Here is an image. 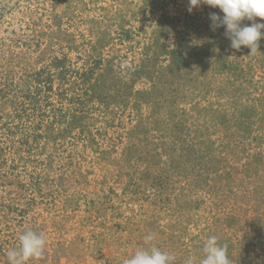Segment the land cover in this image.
<instances>
[{
	"label": "rangeland",
	"instance_id": "rangeland-1",
	"mask_svg": "<svg viewBox=\"0 0 264 264\" xmlns=\"http://www.w3.org/2000/svg\"><path fill=\"white\" fill-rule=\"evenodd\" d=\"M213 12L224 15L189 12L188 0H0V83L32 84L57 56L94 68L87 86L55 81L51 100L68 117L42 120L31 154L8 149L23 133L0 137V264L28 229L47 245L27 264H123L149 233L175 264H200L212 235L230 264H264V38L253 55L233 49ZM79 93L75 110L64 97ZM13 94L0 100L5 118ZM238 107L256 113L240 138ZM152 172L173 181L167 191Z\"/></svg>",
	"mask_w": 264,
	"mask_h": 264
},
{
	"label": "trees",
	"instance_id": "trees-1",
	"mask_svg": "<svg viewBox=\"0 0 264 264\" xmlns=\"http://www.w3.org/2000/svg\"><path fill=\"white\" fill-rule=\"evenodd\" d=\"M176 58L179 59V57ZM261 63H264V60H261ZM262 66L264 68V64ZM224 68L226 70H232L236 72L234 74V76L236 75V78H234L231 82L232 84L235 83V81H237V74L241 75L239 71L237 72L236 64H231L228 62V65L225 66ZM250 72L251 71H247V73ZM93 73H94V68L85 69L83 67L81 68L75 67L72 65L71 61L68 60L67 56H63V57L57 56L51 61L50 64H47L40 70L30 75L32 84L30 83L19 86L18 83H15L14 79L11 81L0 83V100L8 98L9 93L13 91H14L13 94L14 97H15V93H17L14 109L10 113L8 112V117L5 118V116H3L0 113V137H2V135L4 136L7 135L8 137H10L13 136L14 134H17L18 132L23 133V135H20L18 137V139L13 140L14 145L12 147H8L10 152L12 153L15 152L16 154H18V150L20 149L19 146L25 145L27 146L26 147L27 152L31 154L33 150L32 144L35 143L38 145V143H40V140L44 139L46 135V133L43 131L42 120H47L46 122L51 121V123L55 127L57 125L55 121H58L61 118L67 120L66 118L68 117L67 116L68 112H63L62 107L56 106V104L51 100V93L55 91L54 83L56 80H58L59 83L62 84L63 83L68 84L71 80L74 81L80 80L82 85L87 86V84H89L93 79L92 77ZM82 92L84 95H88L86 89H84ZM80 96L81 93L68 98L66 96L64 98L68 100L70 106H74L75 110H78L77 108L79 107L78 105L77 106L75 105V102L80 104L82 107L85 104V102L80 98ZM49 106H51V108H49ZM0 107H1V101H0ZM255 114L256 113L253 109L252 110L246 109V107H244L241 110L238 107L237 111L236 109L235 111H233V115L231 114L232 116L229 119L230 121L232 120V123L237 128L238 131V135H236L237 138H240L239 131H241V133H247L250 131V129H252L253 125L250 119L253 120ZM223 116H224L223 118H225L227 115H223ZM2 130H5L6 132L3 134ZM242 136L244 139L245 137H247V135L245 136L242 135ZM261 137H262L261 135L255 134L253 135L252 138H254L255 141H257L260 140ZM237 143L240 142L236 141L235 143L232 144L226 142L224 143L223 146L232 148V146H234V144L236 145ZM227 149L229 150V148ZM241 149L242 152H244L245 149L247 148L246 146L241 145ZM195 156L196 159L200 158L197 155ZM2 161H6V160L2 159ZM200 164L209 169L208 165H204L202 163ZM182 168L183 167L181 165L179 169H177L178 172L179 171L184 172ZM189 170L190 169L188 168L187 171L184 172L185 174L182 176L183 179H185V182L190 181L188 178L191 174H193V172H190ZM151 175L152 176H150L149 179L151 185H153V187H158V188L161 187L160 191L162 193L167 191L168 187H170L171 183L173 182V181L170 183L167 182L165 178L161 177L162 175L160 177L159 176L157 177V174H155V172H152ZM197 178L199 177L196 176L195 179L193 178V185L197 186L198 184H201L199 179ZM8 180L11 181V179ZM2 183H4V181H2ZM186 190H187V186L182 185L181 195L182 194L186 195ZM1 200L2 197H0V203H5L4 201ZM2 248L3 247H0V252L2 251Z\"/></svg>",
	"mask_w": 264,
	"mask_h": 264
},
{
	"label": "clouds",
	"instance_id": "clouds-1",
	"mask_svg": "<svg viewBox=\"0 0 264 264\" xmlns=\"http://www.w3.org/2000/svg\"><path fill=\"white\" fill-rule=\"evenodd\" d=\"M202 4L219 8L224 14L221 17L215 12L210 13V27L213 30L224 27L233 49L246 46L251 50L250 55L259 49L258 42L264 38V23L255 21L257 17L264 19V0H188V11L192 12ZM244 20L252 23L243 25ZM155 238V234L146 235L144 241L149 246L137 248L123 264H175L176 256L173 253L162 251L151 243ZM46 245L47 237L43 232L25 230L19 236L18 247L7 251L8 264H27L31 259H38L44 254ZM202 251L204 255L200 264H230L227 246L222 245L215 235L205 240ZM186 264H193V261L189 258Z\"/></svg>",
	"mask_w": 264,
	"mask_h": 264
}]
</instances>
